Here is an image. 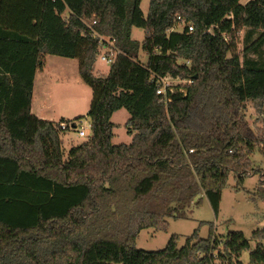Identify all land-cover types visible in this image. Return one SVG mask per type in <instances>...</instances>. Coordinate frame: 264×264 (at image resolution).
<instances>
[{
  "label": "trees",
  "instance_id": "obj_1",
  "mask_svg": "<svg viewBox=\"0 0 264 264\" xmlns=\"http://www.w3.org/2000/svg\"><path fill=\"white\" fill-rule=\"evenodd\" d=\"M143 1L0 0V264H208L221 243L211 224L206 239L196 230L182 248L179 235L161 251L137 248L143 230L167 232L203 197L218 216L230 175L241 191L255 171L251 156L264 148V0H150L147 15ZM134 28L145 30L142 43ZM244 30L247 39L259 33L257 60L236 52ZM105 48L118 52L106 75L96 71ZM47 55L78 60L93 92L91 136L67 155L68 132L31 112ZM167 75L191 83L165 105L157 79ZM249 101L262 116L258 135L244 116ZM122 109L136 135L115 145L111 119ZM252 240L230 232L221 263L242 264L249 252V264H264V229Z\"/></svg>",
  "mask_w": 264,
  "mask_h": 264
},
{
  "label": "rangeland",
  "instance_id": "obj_2",
  "mask_svg": "<svg viewBox=\"0 0 264 264\" xmlns=\"http://www.w3.org/2000/svg\"><path fill=\"white\" fill-rule=\"evenodd\" d=\"M246 0H241V3ZM150 0H144L141 8L145 15L148 13ZM183 26L177 25L175 31L182 32ZM211 32H214L211 30ZM248 31L244 30L238 38L237 54L241 61L246 58L257 60V50L254 46L259 38V33H254L249 39L246 38ZM145 30L134 28L132 38L143 42L145 38ZM106 42L111 44L110 39L106 38ZM114 45V44H113ZM249 49V50H247ZM108 49H102L101 54L96 62L97 73L106 75L109 71L108 64L101 61L100 57L104 55ZM264 52V46L262 47ZM140 61L145 63L147 55L145 52H140ZM231 57V54H229ZM46 71L39 73L36 89L45 84V96L47 106L43 112L54 120L68 122L79 117L85 127H88L92 101V89L82 80L79 74V61L76 59L63 58L59 56L47 55L45 57ZM44 64V65H45ZM186 82L174 81L172 86L175 88L179 85H184ZM50 101V102H48ZM246 122L256 135L262 127V116L257 113L256 104L252 101L246 103L244 113ZM64 117L65 119H61ZM130 118L125 109L117 111L111 122L115 124L114 132L117 135L113 144L130 143L128 134L129 129L126 127V122ZM79 123V122H78ZM80 125V124H79ZM64 142L65 155L68 154L72 146L79 145L87 138H80L77 132H71L61 135ZM253 163V171L247 176L241 191L235 190L236 181L234 175H230L228 186L222 194L220 212L216 216L206 197L202 198L199 205H193L188 210V219L185 220H169V229L167 232H155L153 229L143 230L137 240V248L144 251H161L166 248L168 242L173 235L180 236L179 248H182L187 239L198 230L200 238L206 239L209 236L211 224L215 226V239L221 241L214 251L215 261L222 264L219 259V252L223 251L222 244L230 232L242 233L244 237L256 246L252 240L254 232L264 229V201L257 197L256 190L260 182V172H264V148L257 145L254 154L251 156ZM250 253L244 252L239 258L242 264H249Z\"/></svg>",
  "mask_w": 264,
  "mask_h": 264
},
{
  "label": "built area",
  "instance_id": "obj_3",
  "mask_svg": "<svg viewBox=\"0 0 264 264\" xmlns=\"http://www.w3.org/2000/svg\"><path fill=\"white\" fill-rule=\"evenodd\" d=\"M178 20H179L178 25L183 26V27L186 26V23H181V21H182L181 17H179ZM93 24H96V22H94ZM187 26H188L189 32L192 33L194 31V26L190 23ZM95 35H97V34L95 33ZM100 39H101V41H106V37H101ZM110 45L112 46L113 43H111ZM117 53L118 52L115 51L114 48L109 49L104 55H102L100 57V59L102 62H104L108 65H111L113 63L114 58L116 57ZM187 65H190L189 61L187 62ZM157 80H158L157 81V86H158L157 94L162 97L161 101L165 105H168L171 102V95L176 93V88L174 86H172V83L174 81H177V82L180 81L181 82V79L180 78H174L170 75H167L165 77L158 78ZM183 82L191 83V81H183ZM81 120L75 121V122H70V121L64 122V121H62L59 124H60V127L64 131L77 132L78 135L80 136V138H88L91 136V122L89 123L88 127H85ZM190 152H193V151L191 150ZM208 264H220V263L215 261L214 253L211 255V261Z\"/></svg>",
  "mask_w": 264,
  "mask_h": 264
},
{
  "label": "crops",
  "instance_id": "obj_4",
  "mask_svg": "<svg viewBox=\"0 0 264 264\" xmlns=\"http://www.w3.org/2000/svg\"><path fill=\"white\" fill-rule=\"evenodd\" d=\"M250 1L251 0H246L245 2H243L241 4L246 5ZM45 71H46V64L44 65L43 70L37 72V74L35 76L34 87H33V100H32L31 112H32V114H34L36 117H38L41 120L51 121V122L58 123L59 122L58 120H54L52 117L47 116V114H45L43 112V110H44L43 108L47 106V100H46V96H45V86H44L45 84H43L40 87L41 89H39V90L36 89V82H37L38 75H39V73H43ZM48 102H50V101H48ZM61 119L64 120L65 118L62 117ZM68 121H70V120H68ZM114 134H115V132H114ZM134 135H136V132H133L131 134H128V136L130 137L129 139H130L131 142H132V138H133ZM116 137H117V135L115 134V138ZM130 143H125V144H130ZM117 144H121V143H117Z\"/></svg>",
  "mask_w": 264,
  "mask_h": 264
}]
</instances>
